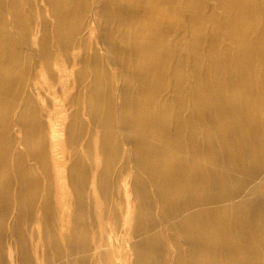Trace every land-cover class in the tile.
<instances>
[{"label":"bare ground","instance_id":"obj_1","mask_svg":"<svg viewBox=\"0 0 264 264\" xmlns=\"http://www.w3.org/2000/svg\"><path fill=\"white\" fill-rule=\"evenodd\" d=\"M37 260L264 264V0H0V264Z\"/></svg>","mask_w":264,"mask_h":264},{"label":"rangeland","instance_id":"obj_2","mask_svg":"<svg viewBox=\"0 0 264 264\" xmlns=\"http://www.w3.org/2000/svg\"><path fill=\"white\" fill-rule=\"evenodd\" d=\"M34 233H35V236H36V228H34ZM33 243H35V240L34 239H33ZM116 261L117 262H120L121 261V258L120 257L116 258ZM37 264H42V263H41V261L37 260Z\"/></svg>","mask_w":264,"mask_h":264}]
</instances>
